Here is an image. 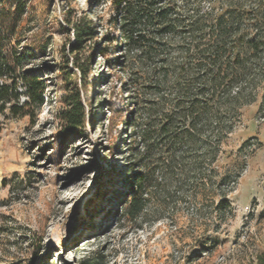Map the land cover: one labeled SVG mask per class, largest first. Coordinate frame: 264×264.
Listing matches in <instances>:
<instances>
[{"label":"rangeland","instance_id":"obj_1","mask_svg":"<svg viewBox=\"0 0 264 264\" xmlns=\"http://www.w3.org/2000/svg\"><path fill=\"white\" fill-rule=\"evenodd\" d=\"M25 1L17 32L0 46L10 63L19 56L11 79L21 93L0 110V264H260L264 53L245 59L240 100L223 104L222 87L201 116L220 122L210 150L181 129L178 140L163 135L146 147L142 133L167 120L190 67L129 52L114 24L117 0ZM200 1L213 15L231 3ZM15 9L0 0V11ZM73 24L89 27L76 52L83 81L70 53ZM22 71L43 81V105H27ZM69 71L88 114L78 134L59 118ZM132 199H142L141 212L129 210Z\"/></svg>","mask_w":264,"mask_h":264},{"label":"trees","instance_id":"obj_2","mask_svg":"<svg viewBox=\"0 0 264 264\" xmlns=\"http://www.w3.org/2000/svg\"><path fill=\"white\" fill-rule=\"evenodd\" d=\"M15 11H0V46L3 37L15 35L26 12L25 0H13ZM231 3L223 12L213 15L201 7L200 0H183L179 6L175 0H117L114 24L123 36V42L129 52L141 59L162 58V64L174 65L181 60L180 66L186 70L192 81L186 82L182 98L176 99L170 115L165 122L150 124L140 140L148 146L157 137L175 135L178 140L179 129L182 139L196 142L203 151L211 148L213 131L219 129V121L210 124L209 119L201 118L207 113L208 105L213 102L216 93L223 87V104L234 105L249 85V68L244 64L251 55L264 53V0H228ZM75 43L70 48L74 54V67L80 71L78 79L88 73L76 52L82 48L83 38L89 35L87 25L73 24ZM0 48V110L13 102H20L21 93L17 91V80L11 79L15 61L19 56L4 57ZM102 52H107L104 48ZM175 54L173 57L172 54ZM69 62V61H68ZM67 68V66H65ZM77 71L68 73L66 93L62 97L63 108L59 118L67 131L80 133L88 121V114L82 98V88L76 80ZM25 87L28 103L41 106L45 100V86L37 76L26 71L20 73ZM9 80H13L11 84ZM84 87L87 84L85 82ZM196 93L189 96L191 91ZM234 94L232 95V92ZM181 92V91H180ZM185 96V98H183ZM187 96V97H186ZM206 97V98H204ZM252 101V100H251ZM249 101V103L251 102ZM221 105V103L219 102ZM241 105V103H239ZM177 129V130H176ZM200 135L201 143L194 139ZM219 139V143H220ZM144 181L140 182L142 187ZM130 211L143 210V201L132 199ZM260 264H264V256Z\"/></svg>","mask_w":264,"mask_h":264}]
</instances>
